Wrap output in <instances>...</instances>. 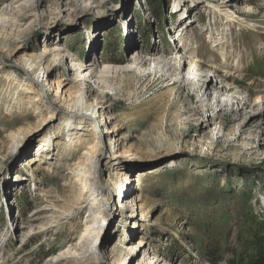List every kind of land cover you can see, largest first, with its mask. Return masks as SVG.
<instances>
[{
    "label": "rangeland",
    "instance_id": "obj_1",
    "mask_svg": "<svg viewBox=\"0 0 264 264\" xmlns=\"http://www.w3.org/2000/svg\"><path fill=\"white\" fill-rule=\"evenodd\" d=\"M0 37H12L0 64L22 85L7 94L0 67V264L76 256L99 211L109 224L91 264H118L141 241L128 264H264V106L250 91L264 83V0H0ZM45 47L61 56L34 75ZM158 53L183 67L155 68ZM84 70L107 80L95 84L105 109L68 124ZM202 77L230 102L202 98ZM107 129L117 156L103 139L98 193L82 195L75 169ZM123 174L135 183L114 198Z\"/></svg>",
    "mask_w": 264,
    "mask_h": 264
},
{
    "label": "bare ground",
    "instance_id": "obj_2",
    "mask_svg": "<svg viewBox=\"0 0 264 264\" xmlns=\"http://www.w3.org/2000/svg\"><path fill=\"white\" fill-rule=\"evenodd\" d=\"M218 11L224 12V15L226 16L227 21L233 20L234 17L231 15V13L229 11L226 12L227 10H225V7H218ZM5 29H6V27H5ZM9 34H11V33L9 32ZM11 40H12V37H10V39H5L4 41L0 37V47H3V48L10 47V41ZM178 48H179V45L177 46V49ZM180 52H181V50L178 52V54H180ZM48 55L54 56L55 58H58L61 56L60 53L54 54L49 48L45 47L42 54L39 56L38 59L33 60V61L32 60L28 61V62H30L28 64V65H30L29 67L32 68L31 73L36 75L37 69L39 67H43V66L45 68L44 70L48 69V71H49V62H47V58L49 57ZM194 56L196 57L197 55H194ZM177 58H180V56L177 55ZM171 59L172 58L168 59L167 57H164L162 55L159 57V53H158V54L154 55V59L152 60V63L155 64V68H158V69H163V70H168V71L175 70L176 72L180 71V69L183 67V62H184L183 58L182 59L180 58L179 60L178 59L171 60ZM198 60L197 59L191 60V63L193 64L191 67V70H193L194 68L198 69L200 67V63ZM0 67H2L3 70H5L4 72L6 73L5 79L9 85V89H8L7 94L8 93L10 94L12 92L14 94H16L19 87L21 88L22 85H21V83L18 82L17 85L14 86V84H16L15 79L12 78L14 71L13 70L8 71V69L6 70V68H4L2 66V64H0ZM24 71H26V73H28V74L30 73L26 69H24ZM107 71L109 73V70H107ZM86 72H87V70H84L83 73L78 71L77 79L74 80L75 83L79 84V91L75 94L76 95L75 98L74 97L69 98V101L67 103V107L65 106L66 107L65 109L68 111L65 112L64 122H67L68 124L75 125L78 123V124L82 125V124H84L85 119L86 120L92 119L95 121V119H96L95 115H97V113L95 111H93L91 113L90 111H91V108H95L94 105L96 103H98L100 106L102 105V109H105L104 97L101 93L97 92V86L95 87V84L98 85L100 80L102 81V80H106V79L104 77L102 79L98 78V76H95L94 73H91V72L86 73ZM108 73L103 72L104 75H107ZM189 76L195 77L197 79L199 78V76L194 71L193 72L189 71ZM225 77H226V79L224 81L231 79L233 76L231 75V76H225ZM218 78H220V77L218 76ZM93 80H96L95 83H92ZM188 80L189 79H186L185 81L188 82ZM204 80H205V77H202V80H199L201 82L200 83L201 84V90L204 91V95L202 98H207L208 100L210 99V101H211V97L214 96L213 101L215 100L216 104H219L220 106H222L226 100L224 101L223 95H221V91L213 93V91L216 90V88H215L216 86L215 87L213 86L212 88L208 87L206 89L205 87L207 86V83H205L206 80L205 81ZM224 81L221 82V87H222L221 90H222V92L226 90V92L228 93L231 91V89L230 88L226 89V86L224 85V83H225ZM36 82L39 84V81L36 80ZM17 86H19V87L17 88ZM58 87L60 90L61 85H59ZM250 91H252L255 94L256 102L261 103L264 106V83L259 82V81L255 82L254 86L251 88ZM29 92H31V91H29ZM65 94L66 93H64L63 96H65ZM55 100L56 101H54L50 104H47L46 110H45V111H47V110L50 111V114L52 115V117L56 115L55 112L57 110V104L56 103L58 102V99H55ZM201 102L204 103L205 100L202 99ZM226 102H230L229 99ZM238 104H240V103L238 102ZM247 104H248V101L240 109L243 110L244 107L247 106ZM239 106H241V105H239ZM39 107L37 109L41 110L40 114L42 115L43 109H41ZM207 107H210V106L207 105ZM84 111H86L87 113H84ZM40 114H39V116H41ZM67 127H68V125H67ZM95 130L97 133H99L100 128H98V126L96 125ZM109 130L106 131L104 134H102L103 136H100V137L95 136L94 132L89 136L88 151H86L83 154L82 161L79 163V165L78 166L76 165L77 166V168L75 169L76 177H77L76 182L81 183L82 195L86 194V195L95 196L98 193L99 184H98L97 179H96V172L98 169V161H97V157L95 154H96L97 147H99L102 144L103 139L106 140L107 137L110 139V143L112 146L111 149H113V146H114L113 156L114 157L117 156V153H118L117 152V142H114V136H113L114 131L111 132L112 130L111 131H109ZM13 137L14 136H12V140H13ZM17 137L19 138V136H17ZM17 137H14V139L17 140ZM46 143L47 142H45V144ZM133 183H135V180L131 179L127 174H123L122 183L118 182L117 188H116V195L114 196V198H118L120 196L123 197V195H124L123 190L125 188H128L129 186H131ZM99 199L100 198L98 196L94 198V202H93L94 205L98 204ZM125 203H127V201H125V200L122 201V205L124 204V206H125ZM99 212L100 213L97 212L98 215H97V213H95L94 218H91V220L89 221L90 226L87 227L86 235L82 238L81 252L76 251V256L71 257V258H68V257L65 258V256L64 257L61 256L59 258L57 257L54 261H52V264H62V263H65L67 261H70L69 259H71V261L76 263V264H91V262H90L91 260H95L98 258V256H99L98 255L99 245H100V242H101L102 237H103L102 232L105 230V227H103L101 225V220H103L106 224H109V220L107 218V213H105V212L102 213L101 211H99ZM139 245H140V247H138V248H137V246L134 247V245H132L131 246L132 248L128 249L127 255L125 257L123 256V257L118 259V262H119L118 264H125V263L128 264L129 263V261H128L129 256L136 255L137 250L139 248H141V247L145 248V246L143 247L142 241L140 242ZM140 251H143V250H140ZM114 252H116V250ZM144 252H146V251H144ZM148 260H152V257H150ZM153 260H155V259H153ZM159 262H161V260ZM157 264H162V263H157Z\"/></svg>",
    "mask_w": 264,
    "mask_h": 264
}]
</instances>
